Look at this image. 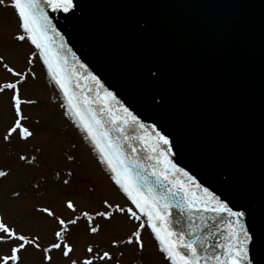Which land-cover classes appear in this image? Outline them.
Masks as SVG:
<instances>
[{
    "label": "water",
    "instance_id": "obj_1",
    "mask_svg": "<svg viewBox=\"0 0 264 264\" xmlns=\"http://www.w3.org/2000/svg\"><path fill=\"white\" fill-rule=\"evenodd\" d=\"M75 3L69 13L43 6L56 29L50 35L56 45L63 41L69 91L113 140L120 136L117 122L127 117L124 108L145 125L123 126L137 150L125 143L122 151L130 160L155 163L137 137L146 134L154 144L156 133L166 135L171 144L159 145L166 153L162 159H170L234 211H245L251 231H264V0ZM108 107L111 116L104 111ZM173 219L179 221L177 231H187L186 217L175 209ZM222 239L213 236L209 254L221 251L216 245ZM251 254L264 264V256L254 249Z\"/></svg>",
    "mask_w": 264,
    "mask_h": 264
},
{
    "label": "snow or ice",
    "instance_id": "obj_2",
    "mask_svg": "<svg viewBox=\"0 0 264 264\" xmlns=\"http://www.w3.org/2000/svg\"><path fill=\"white\" fill-rule=\"evenodd\" d=\"M44 5L53 12L64 13L72 12L77 7L75 0H10V4L7 0H0V6L12 7L17 15L18 31L13 35V39L19 43L29 42L33 46L34 51L29 62L37 57L43 60L48 74L64 93L68 112L99 154L100 163L106 165L112 173L111 179L118 190L135 208V210L133 207L125 209L119 204L114 206L106 198H102L103 210H95V216L109 223L116 214H124L127 219L142 221L135 226L127 239L114 238L111 241V248L119 250V255L123 257L124 251L120 250V244L123 243L125 246H133L134 251L143 257L145 243L142 233L145 229H150V235L155 238L159 252L169 264H258L256 256L251 252L254 249L257 255L264 256V231L259 233L251 231L244 222L245 211H234L215 193L207 188L202 189L188 172L178 168L170 159H162L166 153L159 150V145L171 144L166 135L156 133L157 139L154 144L148 141L146 134L137 137L154 154L149 157V160L154 159L155 163L142 165L136 157L130 160L122 151L125 143L132 148L133 152L137 150L132 146L131 138L124 133L123 126L138 125L144 129L145 125L140 123L127 108H124L123 111L127 113L130 120L126 117L123 121L117 122L116 128L120 136L117 140H113L106 130H102V122L86 110L85 102L76 97L74 92L69 91L71 82L67 58L61 56L63 41L61 38V43L56 45L54 36L50 35L56 33V29L45 12ZM0 64H3L7 73L17 78L16 82H6L0 86V93H12L10 99L13 102L15 117L12 124L5 129L2 139L9 143L15 138L27 142L33 138L34 131L23 123L27 118L23 114L22 105L35 104L37 101L21 98L19 85L27 79V75L9 67L7 63H4L3 56H0ZM80 66L83 67V65ZM91 79L97 84L100 83L95 76H91ZM100 87L103 88V85L101 84ZM105 93L112 100H116L112 93L107 90ZM104 111L112 115L110 107ZM112 119L114 120L115 117L113 116ZM75 158L74 155L66 157L69 161ZM19 159L34 163L36 157L33 156L29 160L27 156L20 155ZM177 174L187 179H177ZM8 175V171L0 170V178H6ZM67 175L72 176L73 173L68 172ZM58 176L59 173H57ZM150 176L155 180H150ZM189 181L191 186L188 184ZM69 183V180L63 181L64 185ZM36 187L39 188L40 185L37 184ZM193 188L196 191H193ZM201 192L203 195L200 194ZM13 195L19 197L21 194L14 192ZM66 208L72 213L77 212V204L71 198L66 200ZM173 209L186 217L187 231L176 230L175 224L179 221L173 219ZM36 212L46 214V217L53 219L58 229L54 231L57 242L51 243L49 247H42L39 235L30 237L20 234L0 217V246L7 248L6 251H0V264H22L23 254L32 246L46 254L43 259L47 261V264H52L53 256L50 253L53 250L60 251L64 258H70V254L74 252V246L68 242V238L73 229L79 228L81 216L65 219L47 206L36 209ZM82 216L86 221V231L93 235L101 231L100 227L95 225L94 216L90 211H83ZM225 216L229 219L225 220ZM209 221H212V225ZM213 226L217 232L212 231ZM205 229L209 231L207 235L202 236L201 233H204ZM217 234L223 237L222 241L216 245V248L221 251L209 254V249L212 247L210 241ZM86 253L88 255L84 258L70 259V264H78V262L79 264H109V262L119 264L109 250L101 253L88 245Z\"/></svg>",
    "mask_w": 264,
    "mask_h": 264
},
{
    "label": "rangeland",
    "instance_id": "obj_3",
    "mask_svg": "<svg viewBox=\"0 0 264 264\" xmlns=\"http://www.w3.org/2000/svg\"><path fill=\"white\" fill-rule=\"evenodd\" d=\"M7 2L10 4V0ZM17 31L15 10L10 6H0V56L4 57V63L9 67L27 75V79L19 85L21 98L37 101L35 104L22 105L27 118L23 123L34 131L33 138L27 142L15 138L9 143L3 141L2 137L15 119L10 99L12 93H0V170L9 172L6 178H0V217L20 234L30 237L39 235L42 247H49L51 243L57 242L54 231L58 229L52 218L36 212V209L51 207L65 219L81 216L79 228L73 229L68 238V242L74 246V252L70 258H64L60 251L53 250L50 253L53 256L52 264H70V259L84 258L88 255V245L101 253L104 250L111 251L119 264H141V259L143 264H169L159 252L150 229L142 233L145 243L143 257L134 251L133 246L123 243L120 244V250L124 251L123 257L119 255V250L111 248L114 238L127 239L141 222L127 219L124 214H116L110 223L95 216V210H103L102 198L125 209L133 206L118 190L109 171L105 170V165L100 163L90 142L75 124L40 59L37 57L29 62L33 46L29 42L19 43L13 39ZM16 79L0 64V86L6 82H16ZM20 155L27 156L29 160L35 156L36 160L34 163L21 161ZM68 155H74L75 160H67ZM68 172L73 175L68 176ZM64 180L70 183L64 185ZM14 192L21 195L17 197L13 195ZM69 198L77 204L76 213L66 208ZM83 211H90L94 216L95 225L101 229L98 234L86 231ZM6 250V246H0V251ZM45 255L35 246L29 247L23 254L22 264H47L43 259Z\"/></svg>",
    "mask_w": 264,
    "mask_h": 264
}]
</instances>
